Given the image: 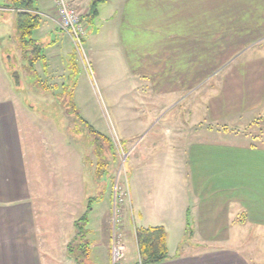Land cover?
Here are the masks:
<instances>
[{
    "label": "crops",
    "instance_id": "1",
    "mask_svg": "<svg viewBox=\"0 0 264 264\" xmlns=\"http://www.w3.org/2000/svg\"><path fill=\"white\" fill-rule=\"evenodd\" d=\"M74 1L85 14L87 36L85 59L74 46L70 57L75 63L80 59L89 74L91 62L101 68L117 65L122 80L141 92V104L151 103L156 114L168 105L174 109L180 97L188 101L206 90L199 96V111L193 110V116L187 114L179 124L173 120L178 134L187 123L204 122L223 124L229 132L228 124L243 128L256 113L264 115V0H102L92 18L88 14L95 0ZM7 3L0 6V14L12 16L16 23L17 12ZM51 3L47 14L36 8L42 25L46 32H61L70 39L60 29ZM127 137L123 142L135 162L141 196L136 203V218L142 224L135 226L134 264L139 260L136 229L151 226H164L168 234L171 259L161 264H264L245 248L253 242L241 236L245 227L264 230V147L201 142L180 146L184 140L179 137L178 146L172 140L165 143L173 155L178 150L172 157L159 151L158 142ZM27 157L26 149L25 165L18 109L12 100H0V264H44L45 232L36 216L37 194ZM90 165L95 186L100 179L97 162ZM149 202L153 214L146 209ZM127 210L128 206L123 231ZM240 216L244 223L238 222ZM188 221L196 251L181 253L173 244L176 237L169 234L176 232L180 244ZM104 236L111 263L106 231Z\"/></svg>",
    "mask_w": 264,
    "mask_h": 264
},
{
    "label": "rangeland",
    "instance_id": "2",
    "mask_svg": "<svg viewBox=\"0 0 264 264\" xmlns=\"http://www.w3.org/2000/svg\"><path fill=\"white\" fill-rule=\"evenodd\" d=\"M4 4L5 0H0V6ZM34 4L41 14H47L48 6L52 8L50 0H34ZM33 38L42 44L45 61L35 64V71L29 72L16 39L15 20L13 22L12 16L0 14V100H12L18 109L24 162L26 165L27 149L28 169L37 194L36 216L45 232L44 264H74L67 255V245L76 232L75 221L84 213V207L88 209V203L91 204L88 212L91 255L87 263L111 264L104 234L106 231L111 244L112 224L117 215L125 255L121 264H134L135 226L142 224L136 218V203L141 196L136 187L135 162L127 151V142H123L129 138L127 136L133 137L128 140H138V136H144V142H158L159 151H167L172 157H177L179 153L174 149L177 154L173 155L171 149L164 148L170 140L175 146L183 139L180 146L182 143L188 146L189 143L201 142L264 147L262 114L256 113L247 119L243 128L228 124L229 132L225 131L223 124L222 127H215L208 122L195 126L187 123L180 135L173 120L179 124L182 119H188L187 114L193 116V110L199 111V103H202L199 96L207 94L205 89L199 90L197 96L191 95L188 101L180 97L181 100L175 101L174 109L168 105L156 114L155 106L151 103L147 102L145 106L141 104V92L125 82L126 79L122 80L123 71L117 65L112 68L109 64L101 68L100 64L91 62L92 73L89 74L78 57L76 63L71 60L73 56L70 55L74 51L71 40L61 32H46V24L42 25V22ZM109 62L116 63L114 59ZM14 73H18L17 84ZM64 86L71 89L74 86L71 104ZM200 118L201 115L196 120ZM144 125L145 129L142 128ZM101 136L109 140L111 150L106 172L97 180L98 185L94 186L91 184L93 169L90 170V164L97 162V137ZM165 153L160 154L164 156ZM175 164L177 170L176 161ZM78 179L83 182L85 196ZM173 182L177 184V181ZM116 184L123 191H128L129 197L120 207L121 213L115 215L113 196ZM92 197L88 202L87 199ZM126 206L129 218L123 231ZM146 209L151 214L155 211L152 202L147 203ZM108 211L109 223L105 226ZM243 220V216H240L238 222L244 223ZM241 236L253 242L252 245H245V248L252 249L254 259L264 261V230L245 227ZM169 237H176L173 244L175 248H182L181 253L186 249L196 251L193 249L194 240L189 241L191 244H179L180 238L176 232L170 233Z\"/></svg>",
    "mask_w": 264,
    "mask_h": 264
},
{
    "label": "trees",
    "instance_id": "3",
    "mask_svg": "<svg viewBox=\"0 0 264 264\" xmlns=\"http://www.w3.org/2000/svg\"><path fill=\"white\" fill-rule=\"evenodd\" d=\"M101 1L95 0L92 2L88 14L90 18L97 14V5ZM6 6L15 9L17 12L15 29L21 56L26 61V68L29 72L35 71V64L41 60L45 61V56L42 54V44L33 38L34 31L39 28L42 22V18L35 8L34 0H8ZM16 77H18V73H14L15 84H17ZM44 88L47 89L46 87ZM63 89L68 94L71 104L74 86H72V89L71 87L64 86ZM64 91L63 93H65ZM97 138L99 139V143L96 146L98 150L96 154L98 158L96 174L98 177H101L106 172V167L109 164L108 157H110L109 151L111 150V145L106 137L101 136ZM88 205L86 212L75 221L74 227L76 232L67 245V255L73 260L74 264H88L87 262L91 255V243L89 240L91 231L88 228V212L91 209V204L88 203ZM192 235L193 229L188 221L185 236L181 244L184 242L189 243L192 240ZM136 239L139 260L135 264H161L171 259L168 249V234L164 226L138 228L136 229Z\"/></svg>",
    "mask_w": 264,
    "mask_h": 264
},
{
    "label": "built area",
    "instance_id": "4",
    "mask_svg": "<svg viewBox=\"0 0 264 264\" xmlns=\"http://www.w3.org/2000/svg\"><path fill=\"white\" fill-rule=\"evenodd\" d=\"M53 2L55 15L60 29L66 33L77 52L85 59V39L87 36V25L84 19L85 14L76 7L74 0H51ZM126 156V155H125ZM128 191H123L118 184L114 187L113 209L114 213L120 214V207L123 206ZM111 232L110 256L111 264H121L124 260V249L122 248V233L120 221L115 216Z\"/></svg>",
    "mask_w": 264,
    "mask_h": 264
}]
</instances>
